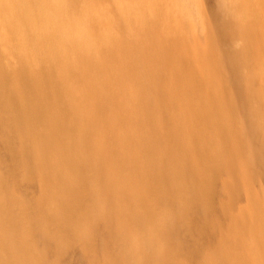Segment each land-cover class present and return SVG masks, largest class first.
<instances>
[{"label":"bare ground","instance_id":"1","mask_svg":"<svg viewBox=\"0 0 264 264\" xmlns=\"http://www.w3.org/2000/svg\"><path fill=\"white\" fill-rule=\"evenodd\" d=\"M207 2L0 0V264H264V0Z\"/></svg>","mask_w":264,"mask_h":264},{"label":"rangeland","instance_id":"2","mask_svg":"<svg viewBox=\"0 0 264 264\" xmlns=\"http://www.w3.org/2000/svg\"><path fill=\"white\" fill-rule=\"evenodd\" d=\"M202 3H203L204 10L206 12V16H207V18H209L208 20L211 22V24H213L212 19H211V14H210V6H209L211 3L210 2L208 3L207 0H202ZM19 197L23 198L21 195H19ZM74 259H75L74 254L70 253L66 262H69L68 264H71V262H73V264H74Z\"/></svg>","mask_w":264,"mask_h":264}]
</instances>
